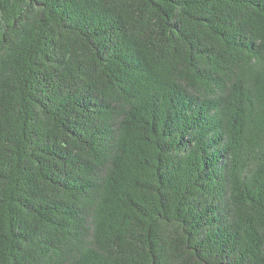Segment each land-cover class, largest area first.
Wrapping results in <instances>:
<instances>
[{
    "label": "trees",
    "instance_id": "obj_1",
    "mask_svg": "<svg viewBox=\"0 0 264 264\" xmlns=\"http://www.w3.org/2000/svg\"><path fill=\"white\" fill-rule=\"evenodd\" d=\"M0 264H264V0H0Z\"/></svg>",
    "mask_w": 264,
    "mask_h": 264
}]
</instances>
